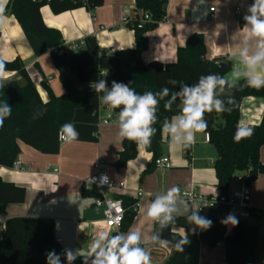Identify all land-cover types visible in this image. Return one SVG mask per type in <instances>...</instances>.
Segmentation results:
<instances>
[{"label": "crops", "instance_id": "crops-1", "mask_svg": "<svg viewBox=\"0 0 264 264\" xmlns=\"http://www.w3.org/2000/svg\"><path fill=\"white\" fill-rule=\"evenodd\" d=\"M9 1L6 0L4 11L0 14V57L7 62L17 59L23 62L44 103L48 101V94L43 86L56 97L65 94L60 82L62 70L74 77L80 91L93 88L92 84L101 79L107 80L109 88L112 81L126 84L127 72L116 52L135 47L134 32L122 21L123 18L133 19L139 15L135 0H103V5L93 10L83 7L59 15H55L48 5L44 6L40 11L44 24L59 31L63 37V51L55 56H52L47 39L27 33L15 17L6 13ZM251 3V0H204L203 4L199 0H167L165 20L155 31L147 34L148 49L143 54V62H174L178 48L183 47L193 34H200L206 41L208 60L231 64L226 80L231 84L244 80L243 76L239 79L234 77L233 72L245 71V65L239 58L240 52L247 47L249 55L253 54L259 42L255 37L245 41L242 31L245 24L243 17L248 14ZM236 8L242 10L239 20L235 16ZM78 41L84 43L83 47L77 52H69L68 46ZM5 77L4 83L20 81L16 72H5ZM263 115L264 99L245 98L241 104L239 125L258 126ZM114 120L118 118L110 107L101 103L99 97H94L89 105L75 111L72 124L79 136L71 143L61 140L58 154L42 155L20 144L22 152L18 160L30 166V171L0 167V179L24 189L26 199L23 204L0 208V240L6 222L23 217L52 223L61 248L82 251L85 255L101 231L108 232L111 237L118 230L108 231L104 226V209L95 206L94 198L83 195V182L96 173L95 165L103 161V169L110 178L117 183H125L124 189L112 193L114 197L127 196L135 200L139 188L145 192L136 221L128 233H140L143 248L151 251L152 264H165L169 260L171 245L165 241L158 248V242L151 240L152 236L160 237L161 225L147 215V209L157 196L166 194L173 187L195 189L206 196L219 193L213 167L216 151L206 142L203 132L196 134L195 145L188 149L173 142L164 132V156L177 167L167 171L155 169L143 176L152 161V155L145 148H137L136 159L126 167L117 166L123 143L118 136L119 121L104 124ZM199 151L201 155H197ZM184 155L187 162L183 160ZM204 155L211 157L205 159ZM260 162L264 165V146L260 149ZM48 168L57 169L58 173L47 171ZM241 175L236 173L233 178ZM232 183L233 179L230 186ZM250 190V212L253 210L260 217L250 214L243 221L249 227L258 229L259 242L254 264H264V175L252 183ZM176 209L173 216L190 214L187 208ZM178 209L186 212H179ZM234 228L227 225V233L232 234ZM179 233L182 236L185 234L183 230ZM53 249L59 255L56 247H48L46 254ZM186 264H226L224 245L209 248L199 240H192L188 243Z\"/></svg>", "mask_w": 264, "mask_h": 264}, {"label": "trees", "instance_id": "trees-1", "mask_svg": "<svg viewBox=\"0 0 264 264\" xmlns=\"http://www.w3.org/2000/svg\"><path fill=\"white\" fill-rule=\"evenodd\" d=\"M9 2L6 13L15 17L27 33L36 38L47 39L52 48V56L63 49V37L59 31L48 28L44 24L41 9L48 5L55 15H59L83 7L93 10L103 5V0H50L48 2L47 0L36 2L10 0ZM135 2L136 8L148 12L151 20L142 28L138 27L139 21L128 23L127 27L134 32L135 47L116 52V56L122 60L127 72L126 84L141 95L146 91L159 93L163 88L169 90V94L163 98L157 95L156 121L152 125L156 131L150 146L145 148L147 153L152 155V161L143 173V176H147L156 169L155 160L164 156L165 139L162 126L181 113L182 97L175 94L180 93L184 86L198 83L201 76L215 75L226 80V75L231 71V64L208 60L206 41L200 34H193L183 47L178 48L174 62L144 63L142 57L148 49L149 41L147 34L155 31L165 20L164 7L167 5V0H135ZM0 60L4 62L5 72H16L20 77V81L4 83L3 88L0 89V102H7L12 108L11 116L6 118L4 126L0 128V167L13 168L22 152L20 144L29 146L42 155L58 154L61 147L59 135L61 126L72 123L76 110L86 107L92 98H100L103 93L95 92L94 88L80 91L74 77L62 70L60 82L65 94L56 97L43 86L48 94V101L44 103L23 62L18 59L7 62L1 57ZM170 79L177 82L169 83ZM215 96L226 108L233 107L231 112L212 111L205 113L204 116L207 128L203 133L209 136V144L214 147L217 157L213 165L217 180L216 189L224 194L229 190L236 173L248 172L249 186L260 175H264V165L260 162V149L264 146V115L260 125L248 126L252 128L251 136L242 138L239 142L234 140L243 100L248 97L264 99V87L249 88L246 86V79L234 84L227 81L222 90L220 86L217 87ZM233 99L235 105L230 104ZM166 104H170V107L166 108ZM121 108L110 109L118 118ZM137 148L136 143L123 140L117 166L124 168L130 161L135 160L138 155ZM83 195L96 198L99 192L97 190L91 193L83 191ZM114 198L122 201L125 215L120 228L112 233L111 237L118 234L126 235L137 217V212L133 209L136 200L127 196ZM25 199L24 189L16 188L0 179L1 209L11 204H23ZM228 213V207L214 204L208 217L212 225L200 235L193 231L194 224L188 222L187 218L191 213L186 216H173L174 221L161 227L160 231V238L168 242L172 248V254L165 264H186L188 244L184 245L183 251H177L175 248V245L185 237L189 242L199 240L202 245L209 248L223 244L226 264H254L259 242L258 229L254 226L249 227L244 221H238L234 232L228 234L227 225L221 223ZM250 214L260 217L253 210ZM180 230L185 232L184 236L179 233ZM54 231L55 227L52 223L41 219L23 217L8 220L0 240V264H46L48 247H56L63 264H67L63 256L64 249L57 243ZM140 246L143 247L142 244ZM92 259V257L89 258L88 264H91ZM74 264H82V259L78 257Z\"/></svg>", "mask_w": 264, "mask_h": 264}, {"label": "clouds", "instance_id": "clouds-1", "mask_svg": "<svg viewBox=\"0 0 264 264\" xmlns=\"http://www.w3.org/2000/svg\"><path fill=\"white\" fill-rule=\"evenodd\" d=\"M5 3L6 0H0V14L4 11ZM199 3L203 4L204 0H199ZM243 19L245 24L242 31L245 33V41L249 37H255L259 42L256 51L251 55L247 47L243 48L239 58L245 65V71H234L233 76L237 79L243 76L247 87L260 89L264 87V0H253L248 7V14ZM5 71L4 62L0 60V89L3 88L6 79ZM168 82L174 84L177 81L170 79ZM226 83L227 81L222 77L208 75L201 76L195 85L182 87L181 92L175 94L182 97L181 113L166 121L162 131L167 132L170 139L181 145L183 149L193 147L196 143V134L204 132L207 128L205 113L212 111L224 113L233 110V107L226 108L215 96L217 87L220 86L222 90ZM92 87L95 92L103 93L100 102L104 105L112 109L122 106L118 114V136L121 141L125 139L132 141L138 148L149 147L156 131L152 125L156 121L157 95L163 98L169 94V90L163 88L159 93L146 91L141 95L123 82L112 81L109 88L105 79L93 83ZM230 104L235 105V100H231ZM165 107L169 108L170 104H166ZM11 114V106L7 102H0V128ZM59 135L65 142L71 143L77 140L79 133L74 124L66 123L61 126ZM251 135V127L238 125L234 140L239 142L242 138ZM157 163L160 164V161ZM178 193L179 189L173 187L165 195L157 196L148 207L147 215L152 220L158 221L161 227L173 222V213L177 211ZM187 219L189 223L202 230L209 229L212 225L211 220L199 215V210L193 211ZM221 223L235 227L238 225V219L230 213ZM151 240L161 245L166 243L158 235L152 236ZM188 243L186 237L182 238L175 248L177 251H183L184 245ZM140 244L139 232H129L126 236L118 234L109 238L108 232L101 231L97 239L91 243L86 255L82 251L65 249L63 256L67 264H74L78 257L82 259V264H88L90 257L93 258L91 264H152L151 251L141 247ZM46 264H63V262L61 256L53 249L46 254Z\"/></svg>", "mask_w": 264, "mask_h": 264}, {"label": "built area", "instance_id": "built-area-1", "mask_svg": "<svg viewBox=\"0 0 264 264\" xmlns=\"http://www.w3.org/2000/svg\"><path fill=\"white\" fill-rule=\"evenodd\" d=\"M41 1V0H33V2ZM50 0H47V2ZM213 11V9H212ZM235 16L239 20L242 17V10L236 8ZM151 16L148 12L140 11L139 15H137L133 19L123 18V23L127 26L128 23L132 21H139V28H142L144 24L150 22ZM163 22V21H162ZM104 29V28H102ZM84 43L82 41H78L72 43L68 46L67 50L69 52H77L83 47ZM63 49L59 52L61 53ZM110 122H118L117 121H105L104 124H108ZM206 142L209 143V136L205 135ZM160 161V164L157 163ZM13 167L19 171H30V166H25L22 164L20 160H16ZM104 162L99 161L95 165L96 173L85 180L83 182V189L87 193L93 192V190H97L99 192V196L94 198L95 206L104 209V226L108 231L118 230L124 220L125 209L123 207V203L119 199H115L112 195L113 192L117 190H122L125 188V183L120 182L117 183L110 178L107 174L106 170L103 169ZM155 167L159 170H170L172 169V165L169 159L165 156H162L155 160ZM47 171H52L54 174L58 173L57 169L48 168ZM250 176L249 173H244L240 177L233 178L234 185L230 186L229 190L224 193H217L213 196H206L195 189L190 190H179L177 200H176V208H187L192 214L193 211L199 210V215L208 219L210 210L214 206V204H222L229 209L228 214H234L238 221H243V219L247 218L250 215V197L251 190L250 186L247 184ZM165 195V194H164ZM145 197V192L139 188L135 194L136 205H134L133 209L137 212L141 207L142 200ZM150 198L153 199L151 196ZM194 232L197 235H200L203 230L194 225ZM161 244L158 243V248H161Z\"/></svg>", "mask_w": 264, "mask_h": 264}, {"label": "rangeland", "instance_id": "rangeland-1", "mask_svg": "<svg viewBox=\"0 0 264 264\" xmlns=\"http://www.w3.org/2000/svg\"><path fill=\"white\" fill-rule=\"evenodd\" d=\"M199 147H200V146H199ZM209 150H210V149H209ZM199 154L201 155V152H200V151H199V153H197V155H199ZM184 156H185V155H184ZM186 157H187V156L183 157V158H184V159H183L184 162H187ZM209 157H211V156L204 155L203 158L206 159V158H209ZM169 161H170V163H171V165H172L173 168H174V167H177V166L174 165V163H173L172 160H169ZM208 165L211 166V165H210V162L208 163ZM233 185H234V184L232 183V186H233ZM178 211H179V212H186V210H184V209H178Z\"/></svg>", "mask_w": 264, "mask_h": 264}, {"label": "water", "instance_id": "water-1", "mask_svg": "<svg viewBox=\"0 0 264 264\" xmlns=\"http://www.w3.org/2000/svg\"><path fill=\"white\" fill-rule=\"evenodd\" d=\"M164 10L166 11V6L164 7ZM89 90H91V88H89ZM61 139V138H60ZM61 140H63V139H61Z\"/></svg>", "mask_w": 264, "mask_h": 264}]
</instances>
